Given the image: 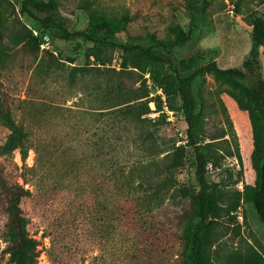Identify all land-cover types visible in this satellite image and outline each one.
Returning a JSON list of instances; mask_svg holds the SVG:
<instances>
[{"label": "rangeland", "instance_id": "obj_1", "mask_svg": "<svg viewBox=\"0 0 264 264\" xmlns=\"http://www.w3.org/2000/svg\"><path fill=\"white\" fill-rule=\"evenodd\" d=\"M10 1L15 3V12L10 6L5 9L8 30L19 27V22L29 29H36L34 21L20 14L19 0ZM46 1L47 14L61 16L68 22L70 30L86 28L89 14L83 8V0ZM88 1L99 14L118 17L128 13L131 16L126 30L117 34V41L126 42L148 35L168 41L193 29V38L174 50L173 59L197 57L204 63L216 61L224 69L242 64L252 46L251 22L264 15V0ZM36 15L45 16L40 12ZM45 33L50 39L49 50L64 63L58 73L47 76L37 68L39 61L33 53L15 47L9 49L10 55L0 77V182L18 183L30 190V195L22 200L21 208L29 220L28 234L39 243L37 264H180L183 251L181 220L190 206L189 199L177 193L151 212H142L130 198L117 200L113 179L102 171V165L110 162L115 165L121 157L113 152L104 158L92 155L89 148L97 137L95 131L89 129L91 116L66 111V108L87 111L91 106L100 105L95 92L104 83L101 82L103 78L95 75L96 71L70 78L74 66L97 65L93 57H87L92 45L81 40L56 39L52 31ZM103 56L108 61L102 69L106 79L123 78L129 86H141L143 79L137 70L134 71L138 74L120 73L124 70L122 53L107 49ZM261 63L264 77V47L261 48ZM144 68L149 98L161 97L165 102L163 90L149 73L153 67L144 65ZM129 70L132 69L125 71ZM198 89L202 97L204 144L212 137L224 136L214 148L213 155L218 164L209 166L208 181L218 183L230 194L238 190L242 195L239 209L230 218L221 220L218 240L211 251L212 260L217 254L222 259H235L240 253L250 254L252 247L261 256L256 264H264V224L244 197L245 186H253L256 181L251 163L253 139L248 115L240 111L228 95L229 87L212 76L201 79ZM51 105L63 110L53 111ZM149 107L152 112L149 117H159V113L154 112V103ZM164 111L166 121L160 119L152 127L158 142L162 148L173 142L186 145L187 125L183 116L169 110L166 103ZM79 117L86 119L88 127L69 137L63 134L58 139V143L66 147L73 139L80 140L76 145L81 171L75 180H63L56 172L58 175L50 173L45 179H29L25 184L20 177L24 173L20 150H11L8 143L16 128L23 126L31 132L28 138L32 143L42 132L55 137L62 127L75 125ZM35 157L34 150H30L27 166L34 165ZM176 178L178 187L197 189L190 147H187L186 163ZM7 220V203L0 193V264H12L7 253ZM246 260L242 264L249 262Z\"/></svg>", "mask_w": 264, "mask_h": 264}, {"label": "trees", "instance_id": "obj_2", "mask_svg": "<svg viewBox=\"0 0 264 264\" xmlns=\"http://www.w3.org/2000/svg\"><path fill=\"white\" fill-rule=\"evenodd\" d=\"M18 5L20 14L34 21L37 28L29 29L19 22V27L9 31L5 9L10 6L15 12V3L0 0V77L10 55L9 49L15 47L33 53L39 61L37 68L47 76L58 73L64 63L53 51L41 50L42 39L47 36L46 31H52L53 37L59 40H81L92 45L87 57H93L97 65L74 66L70 78H75L77 74L87 76L96 71L95 75L103 78L101 82L104 83L95 92L100 105L91 106L87 111H74L71 108H66V111L75 112L79 116H91L92 126L89 129H93L97 137L89 148L92 155L104 158L106 154L113 152L121 157L115 165L111 162L102 165V171L109 173L113 179L117 200L120 197L130 198L140 206L142 212H151L169 197H176L177 193L189 199L190 206L181 220L183 251L180 264H242L246 259L249 260L246 264H250V261H253L251 264H256L261 260L260 254L252 247L250 254L240 253L235 259H222L217 254L215 260H212L211 251L218 240L221 220L230 218L239 209L242 195L238 190L230 194L218 183L208 181L209 166L216 167L218 164L213 155L214 148L224 136L212 137L210 142L204 144L205 137L201 129L202 97L198 83L204 77L212 76L216 81L227 85L228 95L235 101L238 109L248 115L253 139L251 163L256 172V181L253 186H245L244 197L253 205L264 224V77L261 63L264 15L255 17L251 22L252 46L242 64L224 69L216 61L204 63L197 57L173 59L174 50L193 38V29L168 41L148 35L122 42L117 41L116 36L125 31L131 22L132 18L128 13L108 17L93 10L88 0H83V8L89 14L88 24L83 30L72 31L61 16L47 14L46 0H19ZM37 12L44 13L45 16L39 17ZM107 49H115L123 54L124 70L120 73L138 74L134 70L140 72L138 75L143 82L139 88L129 86L123 78L116 81L105 78L102 69L108 61L103 54ZM144 65L153 67L149 73L163 90L165 102L161 97L149 98L150 91L143 78L147 73ZM128 69L132 70L125 71ZM150 103H154V112L159 113V117H149L152 113ZM165 103L169 110L183 116L187 125L186 145L173 142L162 148V144L158 142L152 127L160 119L166 121ZM51 106L53 111L63 110L60 106ZM87 127L86 119L79 117L75 125L62 127L55 137L42 132L32 143L28 138L31 132H27L23 126L17 127L8 143L11 150H20L24 170L20 177L23 182L27 184L29 179L42 180L50 173H58L59 178L74 181L81 171L77 147L80 140L71 139L73 143L66 147L59 144L58 139L63 134L69 137ZM187 147L192 149L195 163V191L178 187L176 178L177 172L186 163ZM32 149L36 157L34 165L29 167L26 159ZM96 151L98 152L95 153ZM0 193L7 203L6 241L10 262L37 264L39 243L28 234L29 220L21 208V202L30 195V190L18 183L10 184L1 180Z\"/></svg>", "mask_w": 264, "mask_h": 264}, {"label": "built area", "instance_id": "obj_3", "mask_svg": "<svg viewBox=\"0 0 264 264\" xmlns=\"http://www.w3.org/2000/svg\"><path fill=\"white\" fill-rule=\"evenodd\" d=\"M35 35H38L37 31H34ZM50 39L47 36H44L41 43V50H49L50 49Z\"/></svg>", "mask_w": 264, "mask_h": 264}]
</instances>
